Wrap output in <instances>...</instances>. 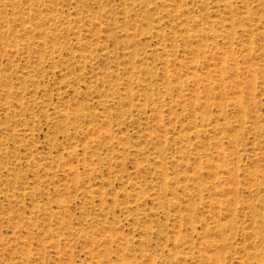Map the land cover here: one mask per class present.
Returning <instances> with one entry per match:
<instances>
[{
    "label": "rangeland",
    "instance_id": "rangeland-1",
    "mask_svg": "<svg viewBox=\"0 0 264 264\" xmlns=\"http://www.w3.org/2000/svg\"><path fill=\"white\" fill-rule=\"evenodd\" d=\"M0 264H264V0H0Z\"/></svg>",
    "mask_w": 264,
    "mask_h": 264
}]
</instances>
